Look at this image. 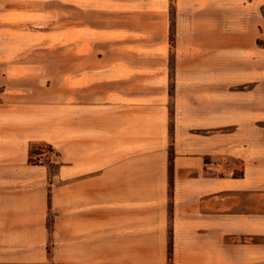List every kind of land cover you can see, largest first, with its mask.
Masks as SVG:
<instances>
[{"label":"crops","instance_id":"1","mask_svg":"<svg viewBox=\"0 0 264 264\" xmlns=\"http://www.w3.org/2000/svg\"><path fill=\"white\" fill-rule=\"evenodd\" d=\"M5 9L0 0V264H264V173L246 171L231 214L229 180L172 138L165 93L126 85L155 72L121 57L108 73L34 71L2 54L1 17L45 11ZM35 143L53 146V163L31 162Z\"/></svg>","mask_w":264,"mask_h":264},{"label":"rangeland","instance_id":"2","mask_svg":"<svg viewBox=\"0 0 264 264\" xmlns=\"http://www.w3.org/2000/svg\"><path fill=\"white\" fill-rule=\"evenodd\" d=\"M7 7L45 11L34 21L1 17L2 54L26 57L34 71L108 73L121 57L155 72L126 85L165 93L172 138L182 152L207 153L205 166L229 180L237 213L241 187L254 178L246 171L264 173V0H1V12ZM255 178L264 192V175Z\"/></svg>","mask_w":264,"mask_h":264},{"label":"built area","instance_id":"3","mask_svg":"<svg viewBox=\"0 0 264 264\" xmlns=\"http://www.w3.org/2000/svg\"><path fill=\"white\" fill-rule=\"evenodd\" d=\"M56 152L55 150H51L49 148H42V151L37 154H33L31 160L33 163L35 162L36 164H46V163H53V157H56Z\"/></svg>","mask_w":264,"mask_h":264},{"label":"trees","instance_id":"4","mask_svg":"<svg viewBox=\"0 0 264 264\" xmlns=\"http://www.w3.org/2000/svg\"><path fill=\"white\" fill-rule=\"evenodd\" d=\"M44 147L45 148H49L51 150H55L51 144H48V143H35L31 147L30 160H31L33 154L40 153L42 151V148H44ZM56 155H57V153H56ZM170 161H171L170 169H171V172H172V169H173V164H172L173 163V152H170ZM31 162H33V161L31 160Z\"/></svg>","mask_w":264,"mask_h":264}]
</instances>
